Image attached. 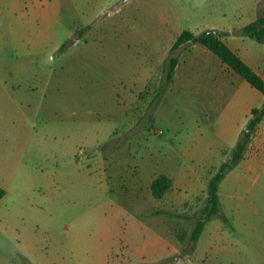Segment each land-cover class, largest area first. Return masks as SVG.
<instances>
[{"label":"rangeland","instance_id":"1","mask_svg":"<svg viewBox=\"0 0 264 264\" xmlns=\"http://www.w3.org/2000/svg\"><path fill=\"white\" fill-rule=\"evenodd\" d=\"M47 1L49 14L28 5L10 16L14 48L31 64L11 84L19 105L0 85V264H264L255 136L220 184L228 222L214 217L197 243L206 201L179 210L149 190L173 155L184 167L199 148L216 166L236 145L213 133L192 79L167 81L170 58L195 45L172 52L177 37L232 28L237 44L264 0Z\"/></svg>","mask_w":264,"mask_h":264},{"label":"crops","instance_id":"2","mask_svg":"<svg viewBox=\"0 0 264 264\" xmlns=\"http://www.w3.org/2000/svg\"><path fill=\"white\" fill-rule=\"evenodd\" d=\"M258 3V0L255 1V8ZM28 5L31 6V11L50 13V3L47 0H29V2H25V0H0V85L4 94L16 105H19L21 101L17 99V93L13 90L11 84H21L19 81L22 74V65H29L31 61L30 59H21L14 48L15 42L10 16L14 17L17 11ZM215 30L226 34V32H231L233 29L220 28ZM247 39L250 38L241 35L237 44L231 45V37L227 34L223 37L227 45L264 78V44L253 39H250V41H256L257 44L248 42ZM235 75L238 74L229 69L209 49L201 44H195L191 47L189 57L179 60L172 85L175 87L183 79H192L193 103L198 104L202 111H207L210 120H213V126L211 125L213 133L220 135L223 141L228 140L237 143L241 132L251 117L252 110L261 107L264 103V95L247 82V84L241 82ZM48 76V73L45 72L35 74L34 77L46 80ZM22 91L26 94L24 90ZM254 136L259 140L260 147L264 149V121L259 125ZM234 147H230L229 150ZM185 155L189 159L186 166H181V163L177 160L178 155L175 154L172 157L174 160L173 168L163 173L172 181V186L162 198L166 197L170 206L172 208L177 207L179 210L195 205L200 199L206 201L209 182L222 164L207 166L203 163L205 154L199 148L187 152ZM196 158L199 161V167L191 163ZM202 166L204 168L201 170L200 167ZM159 176H156L155 179ZM153 181L149 186L150 191ZM187 191L192 194L191 198L188 197L190 199L183 196ZM172 210L174 212L177 209ZM177 251L179 250L176 249Z\"/></svg>","mask_w":264,"mask_h":264},{"label":"trees","instance_id":"3","mask_svg":"<svg viewBox=\"0 0 264 264\" xmlns=\"http://www.w3.org/2000/svg\"><path fill=\"white\" fill-rule=\"evenodd\" d=\"M241 35L257 42L264 43V17H259L253 23L246 25L241 30ZM226 34L217 32L213 34L209 31L194 34L190 30H184L176 39L172 46V52L177 51L181 47L191 44H201L214 53L219 59L233 70L236 74L242 77L251 87L264 95V78L258 74L250 65H248L236 52H234L227 43L223 40ZM169 69L167 71V81L171 82L179 63V59L175 56L170 58ZM264 121V103L261 107L254 108L251 117L241 132L235 147L232 149L230 158L223 162L218 171L209 182L206 198V207L204 214L199 216L195 228L191 234V240L195 243L200 239L206 225L214 218L221 217L225 222L228 219L221 213L219 201L220 184L228 172L233 170L245 156L252 143L253 137L256 134L259 125ZM172 181L164 174L157 177L151 184V191L155 198H162L171 188ZM6 192L0 186V201L5 196ZM195 248V247H193Z\"/></svg>","mask_w":264,"mask_h":264},{"label":"water","instance_id":"4","mask_svg":"<svg viewBox=\"0 0 264 264\" xmlns=\"http://www.w3.org/2000/svg\"><path fill=\"white\" fill-rule=\"evenodd\" d=\"M210 32L213 33V34H217L216 30H210Z\"/></svg>","mask_w":264,"mask_h":264}]
</instances>
